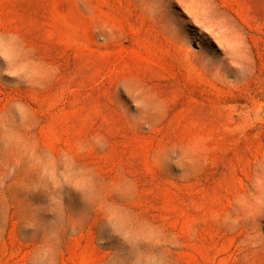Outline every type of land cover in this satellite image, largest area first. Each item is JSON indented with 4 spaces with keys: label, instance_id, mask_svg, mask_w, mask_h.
Returning <instances> with one entry per match:
<instances>
[{
    "label": "rangeland",
    "instance_id": "1",
    "mask_svg": "<svg viewBox=\"0 0 264 264\" xmlns=\"http://www.w3.org/2000/svg\"><path fill=\"white\" fill-rule=\"evenodd\" d=\"M0 264H264V0H0Z\"/></svg>",
    "mask_w": 264,
    "mask_h": 264
}]
</instances>
